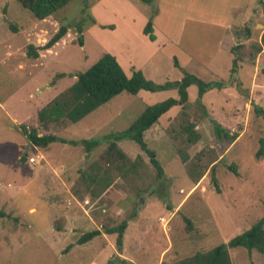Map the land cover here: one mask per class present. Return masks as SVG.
I'll list each match as a JSON object with an SVG mask.
<instances>
[{"label":"rangeland","instance_id":"374dc122","mask_svg":"<svg viewBox=\"0 0 264 264\" xmlns=\"http://www.w3.org/2000/svg\"><path fill=\"white\" fill-rule=\"evenodd\" d=\"M126 1L137 16H123L129 13ZM231 2L72 0L38 19L18 0H0V210L10 212L0 216V264H105L118 256L132 264L177 262L228 242L264 217V154L257 156L264 136V112L258 109L264 101V0L250 6L251 39L236 47L239 61L232 74V54L224 50L228 32L220 23L233 19ZM144 17L172 40L151 44L141 28ZM62 24L70 25L65 39L40 50L38 58L27 55L29 44L44 45ZM110 24L116 28L101 26ZM239 31L237 37H249L244 27ZM107 51L121 57L129 75L132 65L145 63L146 75L156 82L181 79L185 71L227 82L223 90L204 94L205 109L197 101L198 86L191 85L187 107L174 106L145 132L162 177L131 139L118 142L130 157L126 172L117 167L118 159L108 162L105 137L127 129L148 105L178 97L177 89L123 91L74 123L64 118L45 125L39 118L40 110L76 81L75 74ZM186 121L200 133L193 144L182 130ZM215 122L240 137L228 146L217 136ZM22 125L39 134L101 142L90 151L85 144L59 141L38 147ZM31 155L37 156L35 164L21 162ZM105 168L114 180L101 194L100 180L92 177ZM136 207L120 248L117 233L104 230L130 218ZM93 229L103 233L78 245ZM230 255L233 264H264L256 249L230 248Z\"/></svg>","mask_w":264,"mask_h":264},{"label":"trees","instance_id":"16d2710c","mask_svg":"<svg viewBox=\"0 0 264 264\" xmlns=\"http://www.w3.org/2000/svg\"><path fill=\"white\" fill-rule=\"evenodd\" d=\"M24 7L28 8L36 18L45 19L51 15L56 14L60 9L65 7L72 0H18ZM151 2L152 0H145ZM87 6L83 8V12L86 13ZM85 17H82L77 24L79 30H82V23ZM94 24H97V19L91 17ZM102 27H113V24L101 25ZM70 25L62 24L55 34L42 46H36L29 44L27 49V55L29 57L38 58L40 56V50L52 48L58 41H60L68 32ZM13 30L18 31L16 26H13ZM248 33L250 30L247 28ZM143 32L149 36L151 40L156 39L154 32V25L152 18L148 20ZM82 44V37H79ZM262 43H264V34L262 35ZM236 47H233V52L236 51ZM262 49V48H261ZM238 57L233 59V66L231 68V74L237 71ZM175 65L180 66L177 59H175ZM64 74H58V77ZM76 81L60 92L45 107L39 112V118L43 124L48 125L49 122L58 121L61 119H68L71 122H77L96 110L101 105L110 101L113 97L123 91H127L132 94L138 93L142 89H146L152 92L177 89L178 97L170 96L160 102L148 105L145 110L133 121V123L124 131L111 133L105 137V140L109 142L105 157L110 162L112 159H118L120 162L119 167L122 171L126 172L127 163L130 160L128 154L120 147L119 141L125 139H131L136 141L140 147L147 152L152 164L155 166L158 172V177H162L164 173L163 166L157 158L156 151L149 147L148 142L145 139V132L150 129L155 123H157L160 117L168 112L174 106H181L182 109L187 107L189 103V87L193 84L198 86V98L197 101L201 107L204 108L203 96L204 94L213 88L222 89L226 87L227 82L224 80H211L206 81L195 73L185 71L181 79L168 80L165 83H158L145 76L141 69H133L132 74L129 75L123 65L118 60L117 56L111 52H104L103 55L87 70L79 72L74 75ZM264 112L262 108H258ZM184 122V119H183ZM182 123V122H181ZM196 124L194 122H185L182 124V130L187 133V139L190 143H195L200 138V133L197 132ZM24 134L35 146L47 147L49 144L59 141L71 144H85L88 151L93 149L96 145L100 144L99 139H81V140H68L55 133L39 134L36 128L28 129L26 126H21ZM216 134L221 140H228V146L232 145L239 134L230 133L221 124L216 123L214 125ZM264 154V136L260 138V147L257 151V156L260 157ZM123 162V163H122ZM135 164V162H134ZM130 170L132 169L129 166ZM232 170L238 173L236 166H232ZM111 169L105 168L101 173L96 172L92 177V181H99L102 184L101 194L110 187L114 178L111 177ZM117 177V175H115ZM214 181L217 182L216 178ZM100 194V195H101ZM138 213L137 207L130 214V218L124 219L120 224L110 226L104 230L106 233H117L116 243L121 248L124 243V233L128 227L129 220L134 218ZM0 216H4V212L0 210ZM191 223V220H187ZM103 233L100 229H93L83 233L78 243L83 244L91 241L96 236ZM243 246L251 250H258L264 255V217L259 219L249 229L243 233L231 238L228 242H222L208 251H197L194 255L186 258H182L177 262L163 261L162 264H233L230 248ZM117 261L125 264H132L131 261L121 258L109 260L105 264H117Z\"/></svg>","mask_w":264,"mask_h":264},{"label":"crops","instance_id":"0c3cea01","mask_svg":"<svg viewBox=\"0 0 264 264\" xmlns=\"http://www.w3.org/2000/svg\"><path fill=\"white\" fill-rule=\"evenodd\" d=\"M230 1H232L231 2V12H232V16H233V19L231 20H229V21H225V22H220L222 25H224L226 28H227V30H226V32H228V33H226V35H227V42H226V44H225V42H224V50L226 51V52H228V53H230V54H232V66H233V59L235 58V54H234V52H233V47H235V46H238V44H246L247 43V41H250V39H251V33H252V30H251V28H250V23L248 22L249 20H250V16H251V11H252V7H251V9H250V6L252 5V4H255L256 2H257V0H240V2H239V0H230ZM125 2V1H124ZM125 6H126V8H127V10H129V13H123V16L126 18V16L128 15L129 16V18H133L134 16H137L139 13L137 12V11H135L134 10V8L126 1V4H125ZM250 9V10H249ZM255 11V10H254ZM253 11V13L254 14H256V12H254ZM137 12V13H136ZM147 21V18H145L144 17V21H143V23H142V26H141V28L143 29V26H145L144 25V23ZM148 22V21H147ZM260 23L259 22H257L256 23V26H258ZM153 25H154V32H155V34H156V39L155 40H151L150 38H149V36L147 35V34H145L144 32V36L147 38V36H148V38H149V42L151 43V44H156L157 42H170L171 40H172V38L171 37H169L168 36V34H163L161 31H160V33H161V35L163 36V37H161L160 35H159V32H158V30H157V25H156V23H153ZM245 28V30L247 31V28L250 30V33H248V31H247V39H246V37H241V36H239V37H237L238 35H237V33H239L240 31L239 30H241L242 28ZM114 28H116V27H114ZM264 31V30H263ZM64 38V37H63ZM62 38V39H63ZM61 39V40H62ZM65 39V38H64ZM163 39V40H162ZM61 40L60 41H58V42H61ZM260 40L262 41V37L260 38ZM56 43L57 45L59 44V43ZM54 45V46H57V45ZM53 46V47H54ZM117 52V51H116ZM261 55H262V53L264 52V47L261 49ZM136 57L137 56H135V59H136ZM118 58V60L120 61V63L122 64L123 63V61L121 60V57L119 56V57H117ZM177 60H178V58H176ZM142 60H145V58H143ZM179 62V61H178ZM144 65H145V63L143 64V65H141V64H139V69H142L143 70V73L145 74V76L148 78V76L146 75V73H145V71H144ZM179 65H180V63H179ZM132 66H134L135 67V69H138V68H136V66L135 65H132ZM156 70H160V69H157L158 68V66L157 65H155V67H154ZM151 76V75H150ZM152 78V80L154 79V77H149V79H151ZM168 81V80H167ZM156 82V81H155ZM166 82V81H165ZM165 82H162V83H165ZM158 83H160V82H158ZM224 88H226V87H224ZM189 89V88H188ZM222 90H223V88H222ZM189 97H190V93H189ZM262 99H264V96H262ZM260 104L262 105V107H263V109H264V101H262V102H260ZM172 108H174V107H172ZM171 108V109H172ZM170 109V110H171ZM169 110V111H170ZM168 112H166L165 114H163V115H166ZM162 117V116H161ZM161 117H160V119H161ZM240 137V136H239ZM235 143V142H234ZM233 143V144H234ZM36 210V208L34 209V211ZM33 211V210H32ZM4 212V211H3ZM9 211H6V212H4V216H1V217H8V215H9ZM80 243H78V245H79ZM125 259H127V258H125ZM128 260V259H127ZM129 261H131V260H129ZM132 262V261H131ZM93 264H99V263H93Z\"/></svg>","mask_w":264,"mask_h":264},{"label":"built area","instance_id":"2783aa9c","mask_svg":"<svg viewBox=\"0 0 264 264\" xmlns=\"http://www.w3.org/2000/svg\"><path fill=\"white\" fill-rule=\"evenodd\" d=\"M27 161L32 164H35L37 162V156L31 155L29 158H27Z\"/></svg>","mask_w":264,"mask_h":264},{"label":"water","instance_id":"95a60500","mask_svg":"<svg viewBox=\"0 0 264 264\" xmlns=\"http://www.w3.org/2000/svg\"><path fill=\"white\" fill-rule=\"evenodd\" d=\"M26 160H27V157H26V156H23V157L21 158V162H23V163H25Z\"/></svg>","mask_w":264,"mask_h":264}]
</instances>
